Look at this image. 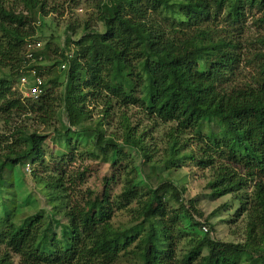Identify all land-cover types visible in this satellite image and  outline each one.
<instances>
[{
	"label": "trees",
	"instance_id": "trees-1",
	"mask_svg": "<svg viewBox=\"0 0 264 264\" xmlns=\"http://www.w3.org/2000/svg\"><path fill=\"white\" fill-rule=\"evenodd\" d=\"M19 1L26 14L0 4V119L33 116L66 149L45 159L49 135L23 128L0 148V264L11 255L17 264H264V0H63L92 8L101 28L92 17L67 24L60 47L45 43L31 57L33 23L56 9ZM44 60L49 71L65 64L61 82L45 81ZM29 69L42 78L35 100L13 88ZM211 120L216 129L197 132ZM161 128L157 157L148 130ZM81 145L107 164L96 187L86 167L69 168ZM187 161L208 172L207 197L221 199L207 215L169 174ZM26 165L49 207L35 197L28 216ZM221 211L229 227L243 224L237 241L215 237ZM119 215L127 221L116 224Z\"/></svg>",
	"mask_w": 264,
	"mask_h": 264
},
{
	"label": "rangeland",
	"instance_id": "rangeland-1",
	"mask_svg": "<svg viewBox=\"0 0 264 264\" xmlns=\"http://www.w3.org/2000/svg\"><path fill=\"white\" fill-rule=\"evenodd\" d=\"M0 4L4 6L6 9H13L16 13L22 12L23 14H26L27 11L24 7V4L19 0H0ZM54 7L56 10H50V12L45 15L43 18H39L36 20L33 25L35 26L34 36L37 37L41 43V46L45 43H49L51 47L53 46H61L66 34L68 33L66 30L67 24L72 23H82L84 20H90L91 17V26L95 28H101V25L96 20V15L92 16L93 9L88 8L86 4H81L79 6H72L68 4L67 2H63V0H48L47 2V9H52ZM0 40H2V32L0 31ZM56 56V55H54ZM53 64V61L51 60H44L43 66H42V72H43V78L46 79L48 77H58V81L61 82L64 78V71L61 70V64H56L53 68L48 70L50 65ZM8 68H2L0 69V75L7 72ZM49 72V74H48ZM8 73V72H7ZM14 89L16 91H20L19 89H22L20 85L14 84ZM61 90V87L59 86L57 89ZM138 109H134V112H137ZM97 111H94V117H96ZM9 119L4 120L0 119V148H2L8 140V144L10 143V140H12L15 129L23 128L27 130H36L37 132L49 135L46 139L45 143L43 144V148L45 150V159L51 160L53 157L55 159L60 158L62 154L65 152V144L63 141H55L53 137V127L40 124L36 118H33V116L26 115V116H18L16 114L12 115L11 117H8ZM137 116H134L132 121L137 120ZM143 125H148V120L144 119L142 122ZM217 124L214 120H211L208 122V124L202 125L197 132H200L201 134L205 135L209 132V129H216ZM115 128V125H110L108 127L109 132H113ZM163 128L161 129H151L148 130V136L152 137L151 140L157 145H159L160 149L158 148V151L155 153L157 157L163 156V151L161 148L164 147V145L161 143L165 135L163 133ZM218 130V129H217ZM115 132V131H114ZM196 132V133H197ZM187 135L182 136V139H187L191 134L186 133ZM196 135V134H195ZM193 134V137L195 136ZM192 137V135L190 136ZM192 137V138H193ZM195 138V137H194ZM155 145L154 147H157ZM83 145L80 146L79 149H82ZM192 148V147H191ZM125 151H128L127 148L124 149ZM1 151V150H0ZM95 154H97V151L93 150ZM87 153V149L83 147L81 154H78L75 159L69 163L70 169H84L86 167V177L88 180V184H91V186L96 187L102 177V175L105 173V170L107 169V164H104L102 162V157L98 153V156H94ZM155 155V156H156ZM137 156V153L130 154V157ZM137 163L138 160L135 159V161H132V159L126 160L124 159L122 161L123 164H131V163ZM49 163V161H48ZM80 167V168H79ZM32 165L28 166V169L31 171ZM38 169L41 171L42 167H38ZM27 170V166H25L24 171V177H22V183H21V190H26L31 192L32 199L29 201V204L25 207L24 215H30L33 213V207H37L38 203L36 202V198L39 197L42 200V205H40L41 208L49 209V207L46 205L44 199L41 197L40 193L38 192V189L35 186L34 180L32 178L31 172ZM172 171L169 172V174L173 177V182L180 187L185 188L184 193V202L187 204L188 199H196L197 206L196 208L199 209L202 214L207 215L211 210L217 206L221 199L217 200H211L207 197L208 189L206 188L207 179H208V172L198 169L191 161H187L186 163L182 164L179 168L171 169ZM11 171L10 166H7L6 171L4 172V175H8ZM150 186L156 185V180L154 178L151 179V182L148 183ZM143 189H147V186L144 185ZM119 187L112 190V193H118ZM24 193V192H23ZM36 197V198H35ZM36 199V200H35ZM170 204L177 206V203L171 201ZM195 219L196 216L195 215ZM227 214L226 211H221L220 218L217 219V226H215V237L219 239H223L226 241H237L240 239V233L244 231V226L241 222L233 223L232 227L228 226L226 223H224V219L226 218ZM200 218L198 217V220ZM127 221L126 216L119 215V217L116 219V224L118 222ZM202 221V219H200ZM208 227V226H207ZM202 229V228H201ZM208 229V228H207ZM203 230V229H202ZM204 231V230H203ZM202 235V232L199 230L191 231L184 239H181L179 242V245L177 247V250H184L187 245H189V240L192 237ZM11 260L13 264H17L18 256L11 255ZM116 264H134L131 260H125L123 259L122 262H118Z\"/></svg>",
	"mask_w": 264,
	"mask_h": 264
},
{
	"label": "built area",
	"instance_id": "built-area-1",
	"mask_svg": "<svg viewBox=\"0 0 264 264\" xmlns=\"http://www.w3.org/2000/svg\"><path fill=\"white\" fill-rule=\"evenodd\" d=\"M41 47V43L39 41H31V43H28L27 49H28V54L27 57H31L30 50L36 49ZM65 68V64H61V69ZM24 74L20 75L19 78V84L22 89H19L21 95L25 99H38L40 95L43 93L42 89V78L39 77L34 69H29L27 72H23ZM27 170L28 169V165ZM30 171V170H29ZM204 231L207 229L205 227L202 228Z\"/></svg>",
	"mask_w": 264,
	"mask_h": 264
}]
</instances>
